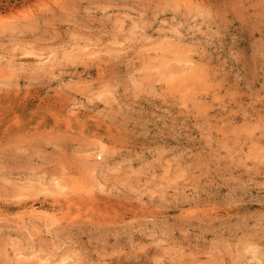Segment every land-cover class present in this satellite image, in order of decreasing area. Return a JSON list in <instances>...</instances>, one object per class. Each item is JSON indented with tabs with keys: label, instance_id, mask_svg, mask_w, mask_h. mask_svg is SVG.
Returning <instances> with one entry per match:
<instances>
[{
	"label": "rangeland",
	"instance_id": "374dc122",
	"mask_svg": "<svg viewBox=\"0 0 264 264\" xmlns=\"http://www.w3.org/2000/svg\"><path fill=\"white\" fill-rule=\"evenodd\" d=\"M0 264H264V0H0Z\"/></svg>",
	"mask_w": 264,
	"mask_h": 264
},
{
	"label": "bare ground",
	"instance_id": "6f19581e",
	"mask_svg": "<svg viewBox=\"0 0 264 264\" xmlns=\"http://www.w3.org/2000/svg\"><path fill=\"white\" fill-rule=\"evenodd\" d=\"M44 60V59H43ZM45 61H47L46 59H45ZM51 61V60H50ZM39 62H41V60L39 61ZM32 210V209H31ZM31 210H30V212H31ZM33 212V211H32ZM51 221V220H50Z\"/></svg>",
	"mask_w": 264,
	"mask_h": 264
}]
</instances>
